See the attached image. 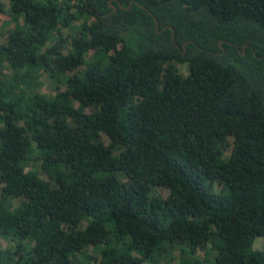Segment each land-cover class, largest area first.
Wrapping results in <instances>:
<instances>
[{"label": "trees", "instance_id": "1", "mask_svg": "<svg viewBox=\"0 0 264 264\" xmlns=\"http://www.w3.org/2000/svg\"><path fill=\"white\" fill-rule=\"evenodd\" d=\"M7 2L0 264H264V0Z\"/></svg>", "mask_w": 264, "mask_h": 264}, {"label": "rangeland", "instance_id": "2", "mask_svg": "<svg viewBox=\"0 0 264 264\" xmlns=\"http://www.w3.org/2000/svg\"><path fill=\"white\" fill-rule=\"evenodd\" d=\"M7 3H8L7 0H0V5L2 7V10L0 11V42H2L4 40L6 29L13 26V23L10 21L9 16L6 13ZM66 32L67 31L65 28L61 29V33L63 35L66 34ZM179 70H180L181 74H183V75L186 72L184 65L180 66ZM53 87H54V83L51 82L50 78H48L46 74H41V85L39 86L38 90L41 93L52 94V93H54V91H52ZM60 89H62V87ZM85 111L87 112V110H85ZM40 175L43 179H46V177L44 175H42V174H40ZM158 191H159V194L161 196H165L167 194V190H165V189H161V188L159 189L158 188ZM261 243H262V237H256L255 241L253 243V247L255 249H259L261 247ZM8 244L9 243L6 242L5 240L0 239L1 249L9 247ZM198 253H200V252H198ZM173 254H175V252H173ZM157 264H164V262L162 260H159L157 262ZM171 264H179V262L177 261L176 258H174L171 261Z\"/></svg>", "mask_w": 264, "mask_h": 264}]
</instances>
